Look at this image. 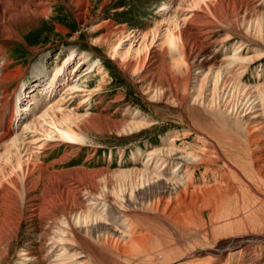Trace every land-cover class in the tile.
Here are the masks:
<instances>
[{"label":"bare ground","instance_id":"1","mask_svg":"<svg viewBox=\"0 0 264 264\" xmlns=\"http://www.w3.org/2000/svg\"><path fill=\"white\" fill-rule=\"evenodd\" d=\"M54 1L64 2L78 20L84 18L89 4V0ZM183 1H176L177 5ZM190 2L193 6L199 4L202 12L194 11L181 19L175 12L162 50L144 52L126 62V68L135 70L145 65L139 83L148 100L165 99L167 104L184 108L188 115L190 109L199 110L219 134L213 139L192 121L203 141L200 150L177 146L174 137L178 131H173L162 138V146L147 153L146 163L152 164L151 167L143 164L141 168L112 171L50 170L49 163L37 162L31 149L25 147L24 129L11 135L13 119L21 123L26 115L19 113L25 111L24 103L19 104L22 98L8 100V89L22 69L19 65L9 68L7 51L13 41L25 43L22 34L47 15L50 0H0V142L8 140L0 146V264H6L23 222L32 224L34 237L16 249L12 264H96L109 258L104 259V251L120 262H129L135 252L145 251L150 238L147 239L151 234L141 233L144 220L154 221L155 226L161 223L172 234L179 233L187 249L193 250L207 247L203 214H218L226 200L236 194L234 184L238 180L264 199L262 190L258 191L254 182L241 174L242 164L237 162L246 154L252 176L264 183V83L250 85L242 81L248 67L264 56V0ZM166 10L164 3L162 14ZM218 23L237 29L247 39L261 42L263 47L253 48L250 54L246 41L240 40L227 50L224 43L232 33L224 29L216 39L212 28ZM106 28L100 39L113 34L119 40L126 31L124 26L116 28L111 24ZM55 78L56 73L50 78L51 85ZM76 87L72 82L62 94ZM28 92H24L26 98L30 97ZM123 114L127 117L124 121H110L98 114L78 117L70 111V117H61L67 123L64 130L56 132L59 139L78 140L77 131L69 125L76 120L74 125L86 130V123L78 122L84 118L89 124L95 120L102 129L123 132L151 124L149 116L138 109H128ZM190 130L185 128L184 134L191 133ZM231 150L236 153L235 158L231 157L230 153H234ZM219 162L223 163V169L215 168L222 169L218 183L193 186L191 172L195 167L202 165L207 171ZM253 236L238 234L231 242L250 240ZM261 236L259 239H264ZM154 261L153 256L144 260L146 264Z\"/></svg>","mask_w":264,"mask_h":264},{"label":"rangeland","instance_id":"2","mask_svg":"<svg viewBox=\"0 0 264 264\" xmlns=\"http://www.w3.org/2000/svg\"><path fill=\"white\" fill-rule=\"evenodd\" d=\"M53 1L50 0L47 15L22 34L25 43L13 41L7 51L11 60L9 68L19 65L24 71L19 72L22 75H16L17 80L9 87L8 100L13 102L16 97L22 98L19 104L24 103L22 109L25 107V111L27 110L19 112L26 115L21 123L17 118L13 119L11 135L15 136L14 134L24 129L25 147L31 149V155L37 162L49 163L50 170L82 168L113 171L120 168H141L143 164L151 167L152 164L146 163L147 153L162 146V138L173 131H178L174 137L177 146L190 151L201 149L203 141L193 128L192 121L201 127L200 131L216 139L219 130L209 123L199 110L190 109L188 115L184 113V108L167 104L165 99L148 100L139 83V75L143 73L145 65L135 70L126 68V62L140 54L162 50L165 35L170 29L171 15L178 14L181 19L194 11L202 12L199 4L193 6L190 0L181 2V5H177L178 0H89L84 18L78 20L64 2ZM103 2L105 4L101 7ZM164 3L168 10L162 14ZM110 24L112 27L126 28L119 40H116L117 36L113 34L100 39ZM212 29L216 39L222 36L224 29L232 33L224 43L227 50L240 40L246 41V50L250 54L253 48L263 47L261 42L251 41L237 29L227 28L221 23ZM248 68L242 79L244 83H264V56L255 60ZM54 73L56 78L51 85L50 78ZM72 82L77 87L62 94ZM25 89H29L26 94L31 93L28 98L25 96ZM56 106H59V109H56ZM128 109H138L147 114L151 124L123 132L102 129L96 126L95 120H92L94 124H89L88 119L84 118L78 122L82 125L86 123V130H80L74 125L76 120L69 125L77 131L80 139L64 140L59 139L57 135L56 131L64 130L67 124L66 121L63 123L61 117H70V111L78 117L98 114L106 120L124 121L127 117L123 116V112L126 113ZM25 123L27 125L23 126ZM185 128L191 129V133L184 134ZM208 141L212 143L211 139ZM7 142L6 139L2 140L0 146ZM229 152L226 157L229 158L231 154V157L235 158L236 153ZM244 155L241 159L237 158V162L242 164L239 169L241 174L254 182L258 191L262 190L260 192L264 193V183L252 176L254 173L247 164L246 154ZM222 164L219 162L207 171L202 165L195 167L191 172L193 186L203 187L218 183ZM215 168L222 169L216 171ZM231 168L235 170L233 166ZM239 183L238 180V184H234V188H237L234 189L236 194L226 200L225 205L217 211L218 214H203V228L206 229L204 240L207 247L189 250L179 233L172 234L169 228L161 223L155 226L154 221L144 220L146 223L142 222L141 233L146 236L151 234L147 237L150 238L146 242L144 252H135L129 262H120L112 253L104 251V259H110L96 264H146L144 260L148 261L152 256L156 261L151 264H264V239H259L264 235V199ZM34 231L29 222L21 224L20 233L13 241L15 248L9 251L6 264H12L17 256L16 249L28 240L31 241ZM238 234L254 236L250 240L231 242ZM147 254L149 256L142 258Z\"/></svg>","mask_w":264,"mask_h":264}]
</instances>
